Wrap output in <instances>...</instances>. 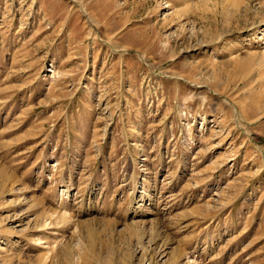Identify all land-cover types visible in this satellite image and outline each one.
Returning a JSON list of instances; mask_svg holds the SVG:
<instances>
[{
	"label": "rangeland",
	"instance_id": "374dc122",
	"mask_svg": "<svg viewBox=\"0 0 264 264\" xmlns=\"http://www.w3.org/2000/svg\"><path fill=\"white\" fill-rule=\"evenodd\" d=\"M0 264H264V0H0Z\"/></svg>",
	"mask_w": 264,
	"mask_h": 264
},
{
	"label": "bare ground",
	"instance_id": "6f19581e",
	"mask_svg": "<svg viewBox=\"0 0 264 264\" xmlns=\"http://www.w3.org/2000/svg\"><path fill=\"white\" fill-rule=\"evenodd\" d=\"M155 214V213H154Z\"/></svg>",
	"mask_w": 264,
	"mask_h": 264
}]
</instances>
